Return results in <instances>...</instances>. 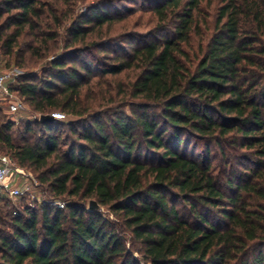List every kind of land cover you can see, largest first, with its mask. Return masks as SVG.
<instances>
[{
  "label": "trees",
  "instance_id": "1",
  "mask_svg": "<svg viewBox=\"0 0 264 264\" xmlns=\"http://www.w3.org/2000/svg\"><path fill=\"white\" fill-rule=\"evenodd\" d=\"M205 1L159 0L153 30L115 51L130 16L109 4L0 0V50L55 56L12 91L74 117L67 149L64 120L40 121L39 136L30 124L33 140L16 144L0 117V151L51 197L4 222L0 264H264V0H220L212 32Z\"/></svg>",
  "mask_w": 264,
  "mask_h": 264
},
{
  "label": "rangeland",
  "instance_id": "2",
  "mask_svg": "<svg viewBox=\"0 0 264 264\" xmlns=\"http://www.w3.org/2000/svg\"><path fill=\"white\" fill-rule=\"evenodd\" d=\"M159 0H71L73 4L75 5V11L77 13H84L88 6L91 4H102V5H110V8L114 14H128L130 17L128 20H123L122 22L117 23L113 27L112 33L117 35L119 34L117 39L113 41V48L115 51L122 50L124 48H129V42H135V39H132L131 36H128L125 34L128 31H135L137 32L138 38H142L143 36H146L148 32L153 30L154 26L156 25V21H151V12L153 6L158 2ZM220 5V0H208L204 2L203 5V15H201V18H206L209 22L208 28L209 32L213 31L214 27V21H215V14L217 7ZM202 29L205 31L207 28H205L204 23L201 24ZM167 32V31H166ZM61 39L59 40V45L56 44V48L58 49L57 52L61 53L63 52V36L66 37L65 27L61 28ZM164 34V33H163ZM162 36V35H161ZM25 42H30L31 38L23 39ZM22 40V42H23ZM22 49L24 50V53L21 57V55L17 54V51H15L14 55H5L0 50V69H7L9 71H13L14 68H19L22 71V75L24 76H34L36 80H39L44 74V70L46 69L47 62L52 59L53 53L48 54L47 57H38L34 54H31L30 52L26 51V46H23ZM130 49V48H129ZM23 52V51H22ZM99 50H95L93 53H98ZM79 60H93L91 54L84 53L78 57ZM7 61L10 63L7 64ZM97 66H100L99 63H95ZM22 75H20L18 78H20ZM123 78V82L126 83L127 80H130V78L127 77V80L125 77ZM15 82V81H14ZM12 84V83H11ZM85 94H86V100L89 99L88 97L93 94H97L98 96L104 95L105 91L107 90V83L101 82L100 85H96L94 89H87L85 88ZM13 92V91H12ZM14 97L17 99H20L23 101L24 107L21 108L19 111L13 113L10 111L9 107V100H5L0 96V117L1 121L4 123L11 122L12 123V129L11 134L13 136V142L16 144H23L25 142V139L31 138L33 133H29L27 128L28 125L31 124L34 128V133L36 135H42L44 134V130L42 125H40V118L43 114L42 112L36 110L31 102L28 99H24L22 96L17 94L16 92H13ZM60 112V111H56ZM52 115V113H50ZM71 118H74L67 114V116L64 119V123L66 124L69 122ZM59 125L58 130H54V132L57 135L62 136V141L64 142V145H62L63 149H67V145L65 144L68 140V137L70 136L69 128L66 125ZM39 132V133H38ZM38 133V134H37ZM188 148V147H186ZM189 152H192L196 150V154H201L202 150H204L203 145L199 143L196 140H193V142L190 144L188 148ZM1 152V151H0ZM216 163L218 161H215ZM26 171L32 174L34 178H36L35 174L28 168H25ZM37 179V178H36ZM39 182V181H38ZM50 195L45 190V187L42 186L39 182V185L37 187H34L32 189V193H26L19 197H12L6 189L0 187V216H2L3 221L0 219V228L7 229V225H4V222L10 221L11 216H17L25 211V208H37L41 203L49 202L50 201ZM61 202L66 203L64 200H58ZM89 203V201H88ZM56 204V201L54 202ZM100 212H103L107 217H110L114 219V215H112L107 209L103 208L99 210ZM8 230V229H7ZM264 252V251H263ZM135 257L138 259H142V256L135 252Z\"/></svg>",
  "mask_w": 264,
  "mask_h": 264
},
{
  "label": "built area",
  "instance_id": "3",
  "mask_svg": "<svg viewBox=\"0 0 264 264\" xmlns=\"http://www.w3.org/2000/svg\"><path fill=\"white\" fill-rule=\"evenodd\" d=\"M22 75L19 68H14L13 71L0 69V96L9 100L10 111L15 113L24 107L23 101L14 97L11 89V83L16 81ZM55 120H64L66 115L61 112L52 113ZM39 182L14 161L10 155L0 152V187L12 197H19L26 193H32V189L37 187ZM56 204L63 208L64 202L56 201Z\"/></svg>",
  "mask_w": 264,
  "mask_h": 264
},
{
  "label": "water",
  "instance_id": "4",
  "mask_svg": "<svg viewBox=\"0 0 264 264\" xmlns=\"http://www.w3.org/2000/svg\"><path fill=\"white\" fill-rule=\"evenodd\" d=\"M54 117L51 114H42L40 121L41 122H47V121H54ZM88 209H93V210H100L102 209V205H100L95 199L89 200L88 203Z\"/></svg>",
  "mask_w": 264,
  "mask_h": 264
}]
</instances>
